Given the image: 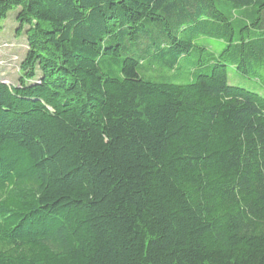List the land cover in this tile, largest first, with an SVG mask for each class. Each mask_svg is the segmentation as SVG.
I'll list each match as a JSON object with an SVG mask.
<instances>
[{
  "label": "trees",
  "instance_id": "trees-1",
  "mask_svg": "<svg viewBox=\"0 0 264 264\" xmlns=\"http://www.w3.org/2000/svg\"><path fill=\"white\" fill-rule=\"evenodd\" d=\"M15 10L0 264H264V98L228 84L264 83V0Z\"/></svg>",
  "mask_w": 264,
  "mask_h": 264
},
{
  "label": "rangeland",
  "instance_id": "rangeland-1",
  "mask_svg": "<svg viewBox=\"0 0 264 264\" xmlns=\"http://www.w3.org/2000/svg\"><path fill=\"white\" fill-rule=\"evenodd\" d=\"M18 10L11 11L6 19H0V80L9 86H17L19 68L26 53V33L17 34ZM26 30V29H25ZM186 82V81H184ZM179 83V81H175ZM228 84L259 94L264 98L263 78H245L233 67L228 68Z\"/></svg>",
  "mask_w": 264,
  "mask_h": 264
}]
</instances>
